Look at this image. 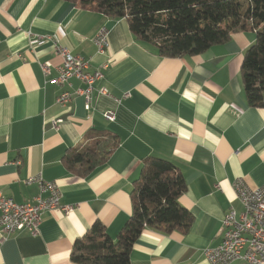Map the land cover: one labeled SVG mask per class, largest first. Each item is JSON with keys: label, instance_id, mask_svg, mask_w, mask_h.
I'll return each instance as SVG.
<instances>
[{"label": "crops", "instance_id": "1", "mask_svg": "<svg viewBox=\"0 0 264 264\" xmlns=\"http://www.w3.org/2000/svg\"><path fill=\"white\" fill-rule=\"evenodd\" d=\"M102 27L110 31L106 54L94 43ZM29 32L51 36L90 60L91 70L107 66L96 89L104 87L110 96L95 91L90 111L83 96L58 105L63 89L51 80L62 57L52 42L39 45ZM255 40L256 31L237 32L204 54L167 58L138 39L127 19L65 0H0V193L32 203L39 188L27 181L42 176L59 185L62 206L72 208L68 215L46 212L39 235L0 234V264H76L73 248L96 222L116 239L132 215L130 194L148 157L178 167L187 183L179 202L193 223L185 234L146 230L131 264H209L204 251L222 243L225 216L232 208L244 211L234 182L264 185V103L249 105L242 78ZM46 63L49 77L41 68ZM108 111L115 112V122L105 119ZM57 120L62 124L56 129ZM108 132L118 135L119 145L103 166L87 176L67 169V153L95 149Z\"/></svg>", "mask_w": 264, "mask_h": 264}, {"label": "trees", "instance_id": "2", "mask_svg": "<svg viewBox=\"0 0 264 264\" xmlns=\"http://www.w3.org/2000/svg\"><path fill=\"white\" fill-rule=\"evenodd\" d=\"M114 19H127L135 36L154 44L161 57L182 58L226 44L232 34L256 31L246 51L242 78L250 106L264 103V0H65ZM119 145L108 132L95 149L72 151L63 159L67 169L87 176L103 166ZM187 183L172 161L148 157L130 194L132 215L112 239L96 222L78 240L71 259L76 264H131V251L146 230L165 235L187 233L193 216L179 202Z\"/></svg>", "mask_w": 264, "mask_h": 264}, {"label": "built area", "instance_id": "3", "mask_svg": "<svg viewBox=\"0 0 264 264\" xmlns=\"http://www.w3.org/2000/svg\"><path fill=\"white\" fill-rule=\"evenodd\" d=\"M29 38L36 39L39 45L48 42L54 44V49L62 57V63L58 67V77L51 80L63 90L57 98V104L67 107L75 96H83L86 99V110H91L92 96L95 91L100 95L109 97V91L102 87L96 89V84L104 79L103 68L91 70V61L81 56L73 55L48 35L28 33ZM110 31L102 27L94 38L98 53L106 54L109 48ZM41 68L46 77L50 76V64H42ZM77 80L83 87L73 89L72 81ZM109 122L116 121L113 111L104 113ZM62 120L53 122L57 129ZM28 184H37L39 195L32 203H16L12 199L0 193V234L7 238L18 232H28L32 236L40 234L43 216L46 212L61 209L65 214L72 211L71 207H63L61 204L63 193L55 182L45 181L42 176L28 179ZM233 188L238 200L243 206V213L238 214L231 209L223 220L222 243L214 249H206L204 256L209 264H233L242 261L243 264H264V185L253 189L244 179H237Z\"/></svg>", "mask_w": 264, "mask_h": 264}]
</instances>
